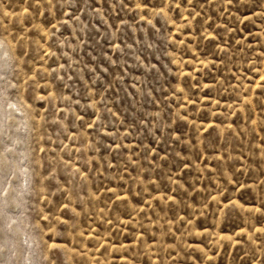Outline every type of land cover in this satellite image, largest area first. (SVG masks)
Listing matches in <instances>:
<instances>
[{"label": "rangeland", "instance_id": "1", "mask_svg": "<svg viewBox=\"0 0 264 264\" xmlns=\"http://www.w3.org/2000/svg\"><path fill=\"white\" fill-rule=\"evenodd\" d=\"M0 264H264V0H0Z\"/></svg>", "mask_w": 264, "mask_h": 264}]
</instances>
